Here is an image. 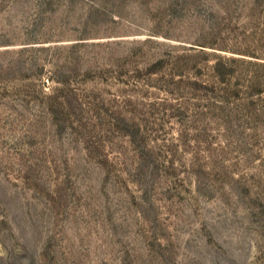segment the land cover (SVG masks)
Masks as SVG:
<instances>
[{
    "label": "rangeland",
    "instance_id": "rangeland-1",
    "mask_svg": "<svg viewBox=\"0 0 264 264\" xmlns=\"http://www.w3.org/2000/svg\"><path fill=\"white\" fill-rule=\"evenodd\" d=\"M0 264H264V0H0Z\"/></svg>",
    "mask_w": 264,
    "mask_h": 264
}]
</instances>
